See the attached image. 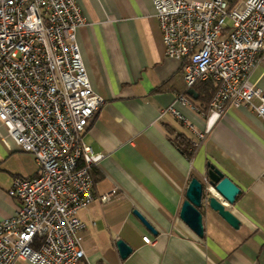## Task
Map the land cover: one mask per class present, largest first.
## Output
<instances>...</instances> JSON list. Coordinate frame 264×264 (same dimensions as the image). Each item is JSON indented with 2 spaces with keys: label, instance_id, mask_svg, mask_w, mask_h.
<instances>
[{
  "label": "crops",
  "instance_id": "0c3cea01",
  "mask_svg": "<svg viewBox=\"0 0 264 264\" xmlns=\"http://www.w3.org/2000/svg\"><path fill=\"white\" fill-rule=\"evenodd\" d=\"M76 3L85 20L76 42L91 87L104 99L83 136L94 153L103 155L93 171L94 193L116 191L110 201L95 200L78 212L85 254L79 264H264V122L246 105L228 108L188 159L173 140L183 136L193 146L196 133L206 129L207 114L198 109L196 92V98L188 95L178 61L165 56L152 2ZM259 84L264 89V77ZM180 95L190 105L176 101ZM210 166L240 189L234 204L223 202L240 225L232 229L205 207L204 237L199 238L179 213L190 180L205 183ZM37 173L31 154L0 139V221L19 206L9 195L13 178ZM144 237L153 243H144ZM117 240L132 249L125 260Z\"/></svg>",
  "mask_w": 264,
  "mask_h": 264
},
{
  "label": "built area",
  "instance_id": "2783aa9c",
  "mask_svg": "<svg viewBox=\"0 0 264 264\" xmlns=\"http://www.w3.org/2000/svg\"><path fill=\"white\" fill-rule=\"evenodd\" d=\"M150 1L165 56L178 61L186 87L215 84L193 147L228 108L246 105L264 122V0ZM84 24L76 0H0V139L38 166L35 176L13 178L9 195L19 206L0 221V264H79L78 212L116 194L95 195L93 171L103 155L83 139L104 104L76 42ZM176 101L190 105L182 95Z\"/></svg>",
  "mask_w": 264,
  "mask_h": 264
},
{
  "label": "water",
  "instance_id": "95a60500",
  "mask_svg": "<svg viewBox=\"0 0 264 264\" xmlns=\"http://www.w3.org/2000/svg\"><path fill=\"white\" fill-rule=\"evenodd\" d=\"M187 93L196 98L193 89H189ZM239 193L240 189L236 184L224 176L217 168L210 166L205 183L196 178L190 180L179 218L197 237L203 238L204 225L201 209L206 207L216 213L232 229L237 230L240 222L225 208V204H234ZM134 214L149 231L155 233L150 224L138 212L134 211ZM116 248L121 260H125L132 252V249L122 240H117Z\"/></svg>",
  "mask_w": 264,
  "mask_h": 264
},
{
  "label": "trees",
  "instance_id": "16d2710c",
  "mask_svg": "<svg viewBox=\"0 0 264 264\" xmlns=\"http://www.w3.org/2000/svg\"><path fill=\"white\" fill-rule=\"evenodd\" d=\"M191 89H193L197 94V101H199L198 109L200 108L201 112L207 114L209 103L216 90L215 84L209 80L197 83ZM173 142L177 146L178 150L188 159L193 157L195 149L183 136H177Z\"/></svg>",
  "mask_w": 264,
  "mask_h": 264
}]
</instances>
